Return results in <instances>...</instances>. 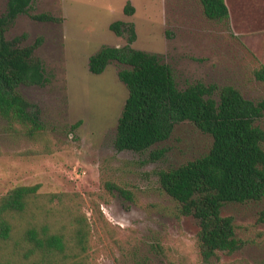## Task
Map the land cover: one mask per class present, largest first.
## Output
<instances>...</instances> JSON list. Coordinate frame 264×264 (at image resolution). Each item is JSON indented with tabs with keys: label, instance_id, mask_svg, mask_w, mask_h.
<instances>
[{
	"label": "rangeland",
	"instance_id": "obj_1",
	"mask_svg": "<svg viewBox=\"0 0 264 264\" xmlns=\"http://www.w3.org/2000/svg\"><path fill=\"white\" fill-rule=\"evenodd\" d=\"M229 16L211 19L201 0H36L31 13L48 12L57 21L20 15L7 37L25 35L50 80L20 85L38 105L43 130L32 138L8 127L0 116V196L19 185L40 184V194L60 193L84 220L89 264H202L196 234L199 220L179 212L158 172L206 154L213 137L191 121L178 123L170 138L137 152L119 151L114 141L129 91L112 62L101 74L89 57L102 46H124L110 25L134 23L137 49L159 54L173 68L180 88L196 82L232 85L247 99L264 102V0H226ZM134 7L125 12L126 5ZM7 0H0V12ZM264 129V115L259 121ZM264 146V143H263ZM129 190L128 200L107 184ZM57 202V200H55ZM245 245L218 252L211 264H264V198L224 205Z\"/></svg>",
	"mask_w": 264,
	"mask_h": 264
},
{
	"label": "trees",
	"instance_id": "obj_2",
	"mask_svg": "<svg viewBox=\"0 0 264 264\" xmlns=\"http://www.w3.org/2000/svg\"><path fill=\"white\" fill-rule=\"evenodd\" d=\"M36 0H7L0 12V116L8 127L32 138L44 126L38 105L28 101L19 86H45L50 78L36 50L42 42L23 44L7 32L20 15L38 21H57L48 12L31 13ZM211 19L229 16L226 0H201ZM128 3L125 12L133 13ZM111 30L128 34L124 46L104 45L89 57V70L103 73L114 61L124 65L118 74L129 91L118 121L115 148L146 151L172 135L183 121L193 122L213 137L210 150L183 165L158 172L162 188L179 204L184 216L199 220L196 241L202 264L218 252L234 253L245 241L237 237L232 216L222 209L230 202L264 198V129L259 121L264 102L244 97L236 87L196 82L180 88L173 68L153 52L133 46L134 23L117 20ZM264 80V65L255 71ZM128 200L132 193L108 183ZM40 184L19 185L0 196V264H89L84 220L60 193L40 194ZM57 200V202H55ZM264 215V212H263Z\"/></svg>",
	"mask_w": 264,
	"mask_h": 264
}]
</instances>
